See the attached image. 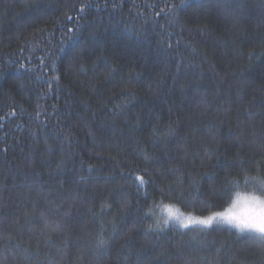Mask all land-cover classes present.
<instances>
[{
  "label": "trees",
  "instance_id": "1",
  "mask_svg": "<svg viewBox=\"0 0 264 264\" xmlns=\"http://www.w3.org/2000/svg\"><path fill=\"white\" fill-rule=\"evenodd\" d=\"M246 175L264 0H0V264H264L255 234L156 226Z\"/></svg>",
  "mask_w": 264,
  "mask_h": 264
},
{
  "label": "clouds",
  "instance_id": "2",
  "mask_svg": "<svg viewBox=\"0 0 264 264\" xmlns=\"http://www.w3.org/2000/svg\"><path fill=\"white\" fill-rule=\"evenodd\" d=\"M165 205L179 207L171 203L159 205L157 208L159 220L167 219L169 223L178 225L175 216L169 217ZM179 211L188 214L180 207ZM212 212L215 213L214 223L227 226L239 234L264 236V176L246 175L243 180H233L226 203Z\"/></svg>",
  "mask_w": 264,
  "mask_h": 264
},
{
  "label": "snow or ice",
  "instance_id": "3",
  "mask_svg": "<svg viewBox=\"0 0 264 264\" xmlns=\"http://www.w3.org/2000/svg\"><path fill=\"white\" fill-rule=\"evenodd\" d=\"M84 9L81 8V11H83ZM138 179L140 180L141 185H143L144 183V179L143 177H138ZM165 207L168 209L169 211V217L175 216L177 223L180 227L182 228H188L190 225H194V224H199L202 225L204 227H210L214 224V216L215 213L210 212L207 216H194L192 213H188L187 215H185L184 213L179 211V207H176L174 205H165ZM175 209V210H173ZM169 221L167 219H165L164 221H157V227L161 228L162 226L164 228H166L169 225ZM53 231H55V229H53ZM251 234V233H250ZM259 239L261 241H264V236H260ZM106 243V241H104L103 239H100L98 241V245L99 246H103Z\"/></svg>",
  "mask_w": 264,
  "mask_h": 264
},
{
  "label": "rangeland",
  "instance_id": "4",
  "mask_svg": "<svg viewBox=\"0 0 264 264\" xmlns=\"http://www.w3.org/2000/svg\"><path fill=\"white\" fill-rule=\"evenodd\" d=\"M195 216V215H194ZM203 217V216H201ZM214 224H217V223H214ZM191 226H202V225H199V224H194V225H191Z\"/></svg>",
  "mask_w": 264,
  "mask_h": 264
}]
</instances>
